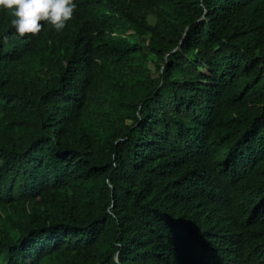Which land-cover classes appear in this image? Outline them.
<instances>
[{
	"label": "trees",
	"instance_id": "obj_1",
	"mask_svg": "<svg viewBox=\"0 0 264 264\" xmlns=\"http://www.w3.org/2000/svg\"><path fill=\"white\" fill-rule=\"evenodd\" d=\"M74 3L0 8V264H264V0Z\"/></svg>",
	"mask_w": 264,
	"mask_h": 264
},
{
	"label": "clouds",
	"instance_id": "obj_2",
	"mask_svg": "<svg viewBox=\"0 0 264 264\" xmlns=\"http://www.w3.org/2000/svg\"><path fill=\"white\" fill-rule=\"evenodd\" d=\"M76 7L74 0H0V8L14 17L12 26L20 37L38 35L47 23L57 32L62 31L67 22L73 19ZM7 40L8 37L4 35L3 41L7 43ZM206 203L211 206V217L217 220V229L225 228L226 223H230L237 214L241 221L255 223V234L246 243L256 258L264 260V192L256 213L245 220L240 210L245 206L243 200H230L226 206L212 199Z\"/></svg>",
	"mask_w": 264,
	"mask_h": 264
}]
</instances>
